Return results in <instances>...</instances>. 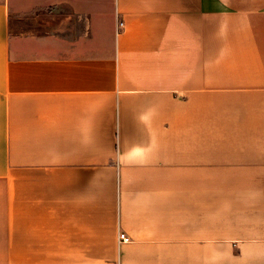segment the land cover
<instances>
[{"label":"crops","instance_id":"0c3cea01","mask_svg":"<svg viewBox=\"0 0 264 264\" xmlns=\"http://www.w3.org/2000/svg\"><path fill=\"white\" fill-rule=\"evenodd\" d=\"M0 264H264V0H0Z\"/></svg>","mask_w":264,"mask_h":264},{"label":"built area","instance_id":"2783aa9c","mask_svg":"<svg viewBox=\"0 0 264 264\" xmlns=\"http://www.w3.org/2000/svg\"><path fill=\"white\" fill-rule=\"evenodd\" d=\"M119 241L120 242H129V238L124 233H120V235H119Z\"/></svg>","mask_w":264,"mask_h":264},{"label":"rangeland","instance_id":"374dc122","mask_svg":"<svg viewBox=\"0 0 264 264\" xmlns=\"http://www.w3.org/2000/svg\"><path fill=\"white\" fill-rule=\"evenodd\" d=\"M119 27L122 28L123 27V23H119ZM120 235V234H119ZM129 238V237H128ZM129 241H130V238H129Z\"/></svg>","mask_w":264,"mask_h":264}]
</instances>
